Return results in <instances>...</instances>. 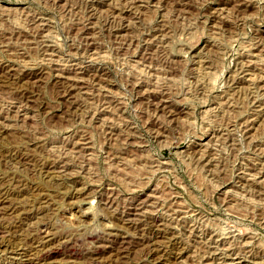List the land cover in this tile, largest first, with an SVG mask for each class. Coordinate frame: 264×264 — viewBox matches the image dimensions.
Instances as JSON below:
<instances>
[{
	"label": "rangeland",
	"instance_id": "rangeland-1",
	"mask_svg": "<svg viewBox=\"0 0 264 264\" xmlns=\"http://www.w3.org/2000/svg\"><path fill=\"white\" fill-rule=\"evenodd\" d=\"M0 264H264V0H0Z\"/></svg>",
	"mask_w": 264,
	"mask_h": 264
},
{
	"label": "bare ground",
	"instance_id": "bare-ground-1",
	"mask_svg": "<svg viewBox=\"0 0 264 264\" xmlns=\"http://www.w3.org/2000/svg\"><path fill=\"white\" fill-rule=\"evenodd\" d=\"M247 178V177H246ZM245 187V186H244ZM7 211V210H6ZM129 224V223H128ZM158 239V238H157ZM209 244V243H208ZM218 247V246H217ZM132 249V248H131ZM212 256V255H211ZM17 257V256H16Z\"/></svg>",
	"mask_w": 264,
	"mask_h": 264
}]
</instances>
